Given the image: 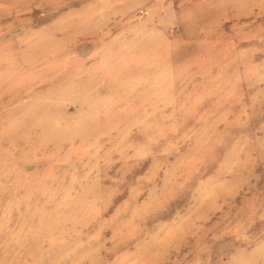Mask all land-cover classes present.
<instances>
[{
    "label": "rangeland",
    "instance_id": "obj_1",
    "mask_svg": "<svg viewBox=\"0 0 264 264\" xmlns=\"http://www.w3.org/2000/svg\"><path fill=\"white\" fill-rule=\"evenodd\" d=\"M0 264H264V0H0Z\"/></svg>",
    "mask_w": 264,
    "mask_h": 264
},
{
    "label": "built area",
    "instance_id": "obj_2",
    "mask_svg": "<svg viewBox=\"0 0 264 264\" xmlns=\"http://www.w3.org/2000/svg\"><path fill=\"white\" fill-rule=\"evenodd\" d=\"M140 16H142V15H140Z\"/></svg>",
    "mask_w": 264,
    "mask_h": 264
}]
</instances>
